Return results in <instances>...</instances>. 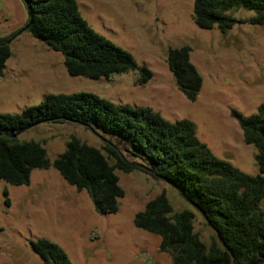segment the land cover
<instances>
[{
	"label": "rangeland",
	"instance_id": "rangeland-1",
	"mask_svg": "<svg viewBox=\"0 0 264 264\" xmlns=\"http://www.w3.org/2000/svg\"><path fill=\"white\" fill-rule=\"evenodd\" d=\"M82 17L95 32L128 51L152 79L139 83V69L110 78L71 77L61 53L23 31L28 12L22 0H0V40L18 31L12 56L0 78V114H21L48 95L91 93L117 105L149 107L170 121L190 120L199 140L219 159L248 175H259L257 151L243 140L234 114L250 117L264 104V27L248 20L252 12L230 13L232 29H202L193 18L194 0H77ZM189 47L202 77L195 102L186 99L167 65L171 49ZM75 137L102 150L118 147L130 162L129 139L90 130L81 124H40L18 136L40 143L54 161ZM125 197L115 214L99 215L86 191H78L54 169H36L28 185L0 180V264H46L34 244L58 245L71 264H171L160 252V238L135 226L136 214L165 193L175 212L196 214L195 232L210 244L211 229L201 214L169 184L144 172H117ZM264 212V200L261 204Z\"/></svg>",
	"mask_w": 264,
	"mask_h": 264
},
{
	"label": "trees",
	"instance_id": "trees-1",
	"mask_svg": "<svg viewBox=\"0 0 264 264\" xmlns=\"http://www.w3.org/2000/svg\"><path fill=\"white\" fill-rule=\"evenodd\" d=\"M22 1L31 8L28 23L31 19L32 25L27 31L63 55L71 77L98 81L139 69L140 84L152 79V73L139 67L128 51L94 31L82 17L77 0ZM239 10L252 12L248 22L264 27V0H194L193 18L202 29L225 32L238 23L230 13ZM19 32L0 40V78ZM190 54L189 47L171 49L167 65L179 90L195 102L203 80ZM234 116L244 142L257 151L259 175L245 174L217 158L199 140L190 120L173 123L149 107L117 105L91 93L48 95L21 114H0V180L12 186L28 185L34 170L54 168L71 186L86 191L95 211L104 216L117 213L125 197L117 172H144L188 199L212 231L206 245L195 232L194 212H175L165 193L150 200L134 223L160 238V252L170 257L171 264H259L264 261V104L250 117ZM44 123H76L127 138L135 155L151 165L128 161L110 142L99 150L75 137L51 161L40 143L11 136L13 130ZM34 250L46 264H71L56 244L39 241Z\"/></svg>",
	"mask_w": 264,
	"mask_h": 264
},
{
	"label": "water",
	"instance_id": "water-1",
	"mask_svg": "<svg viewBox=\"0 0 264 264\" xmlns=\"http://www.w3.org/2000/svg\"><path fill=\"white\" fill-rule=\"evenodd\" d=\"M26 8H27L28 15L30 16V15H31V8H30V5H29L28 3H26ZM31 25H32V21H31V19H30L29 23L25 26V28L23 29V31H22L21 33H23V32H25V31L29 30L30 27H31ZM36 126H37V125L35 124V125H31V126H28V127H26V128L20 129V130H13V131H11V136H12L13 138H16V137H18L20 134H22V133H24L25 131H27V130H29V129H31V128H34V127H36ZM186 200L188 201V199H186ZM188 202H189V201H188ZM259 264H264V261L260 262Z\"/></svg>",
	"mask_w": 264,
	"mask_h": 264
}]
</instances>
